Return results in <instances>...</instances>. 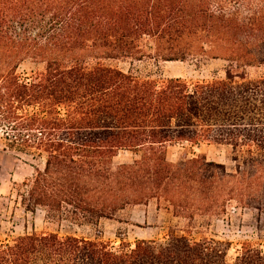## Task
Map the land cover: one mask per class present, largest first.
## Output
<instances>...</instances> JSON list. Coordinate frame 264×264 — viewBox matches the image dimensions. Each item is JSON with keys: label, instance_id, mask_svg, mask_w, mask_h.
<instances>
[{"label": "trees", "instance_id": "obj_1", "mask_svg": "<svg viewBox=\"0 0 264 264\" xmlns=\"http://www.w3.org/2000/svg\"><path fill=\"white\" fill-rule=\"evenodd\" d=\"M205 54L229 63L224 76L189 83L111 64ZM0 140L43 163L18 197L46 222L97 225L155 201L191 229L233 201L252 207L264 171V0H0ZM177 143L229 147L234 172L204 153L169 162ZM121 151L136 158L115 165ZM181 233L118 248L9 233L0 264H264V244L244 243L229 263L228 243Z\"/></svg>", "mask_w": 264, "mask_h": 264}, {"label": "rangeland", "instance_id": "obj_2", "mask_svg": "<svg viewBox=\"0 0 264 264\" xmlns=\"http://www.w3.org/2000/svg\"><path fill=\"white\" fill-rule=\"evenodd\" d=\"M112 65L142 77L181 78L189 83L211 80L224 76L229 63L220 58L213 59L210 54L185 61H114ZM262 70H250L249 77L261 75ZM0 140V239L11 233L13 236L24 233L46 232L59 235H74L90 239H100L118 248L121 239L134 243L135 240H158L169 233L170 229L181 235L183 230L190 239H214L229 244L226 260L233 263L246 242L264 244V171H259L254 178V189L259 201L252 207L238 202H231L226 210L216 217L206 216L199 220L193 228L185 226V221L176 218L171 212L157 207L155 201L147 204L133 205L120 213L115 220L102 219L97 225L70 224L67 221L46 222L45 213L37 210L34 214L26 212L20 205L18 187L24 180L34 174L33 166L42 168L41 161L29 155L4 151ZM204 153L209 161L225 164L230 173L234 172L235 163L228 159L231 149L225 146H192L188 143H177L166 150L167 160L173 164L184 158H193ZM136 155L129 151H121L113 163L120 165L131 163ZM231 158V157H230ZM246 180H249L248 178ZM245 193L251 192L246 188ZM245 191V190H244ZM255 193V192H254Z\"/></svg>", "mask_w": 264, "mask_h": 264}]
</instances>
